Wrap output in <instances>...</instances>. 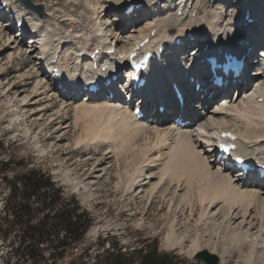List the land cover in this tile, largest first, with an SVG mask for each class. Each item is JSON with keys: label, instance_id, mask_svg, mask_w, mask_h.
I'll return each mask as SVG.
<instances>
[{"label": "bare ground", "instance_id": "obj_1", "mask_svg": "<svg viewBox=\"0 0 264 264\" xmlns=\"http://www.w3.org/2000/svg\"><path fill=\"white\" fill-rule=\"evenodd\" d=\"M4 1L10 3L7 13L23 6L25 25H40L39 35H31L28 44L23 36L14 37L6 28L10 20L0 26V52L7 51L9 62L22 52L32 55L31 69L19 73L24 76V84L9 82L12 87L7 93L20 92L16 118L24 111L30 120L46 118L51 127L61 126V130H56L58 136L70 127L76 136L69 145L88 166L87 174L98 177L104 173L111 180L114 173L116 189L122 196L131 193L134 200L162 206L169 221L165 237L168 247H183L189 241L191 255L207 250L220 255L221 264H233L234 251L238 249L241 254L235 264H264L262 181L254 171L242 179L240 170L235 174L230 162L224 165L216 159L210 139L215 129H234L239 133L243 155L264 162V0L253 1L257 21L254 24L243 19L224 24V14L236 10L238 0H215L221 5H211L201 18L196 5L200 1L194 0H160V4L157 0H58L43 15L19 0H0V4ZM130 4L135 9L126 16L123 13ZM192 5L196 8L190 10ZM156 29L161 38L182 37L183 45L179 48L181 54L167 53L165 65L154 64L148 73V86L140 92L144 119H136L129 98L125 101L119 96L110 102L102 92L91 94L83 90L82 81H87V86L94 80L101 81L99 77L89 78L90 73L85 70L93 53L99 50L96 60L102 65L115 60L122 63L127 46L140 34L145 36ZM243 30L246 33L240 37ZM242 39L245 68L235 85L230 82L228 87L212 86L208 76L203 77L197 69L200 59L193 70L189 67L196 60L193 53L210 42L235 47ZM112 46L115 53L107 54ZM258 46L263 47V54L255 57ZM54 61L61 72L58 81L50 75ZM190 78L194 81L190 82ZM196 82L207 92L196 91ZM173 83L180 84L185 92L182 108L172 90ZM109 89L114 92L113 83ZM210 91L212 94L207 97ZM231 91L236 93L230 94ZM44 96L49 97V105L40 100ZM57 101L58 105L49 110ZM211 103L214 108H209ZM203 104L208 105L206 109L201 108ZM161 105L166 107L163 114L158 109ZM68 109L74 110L71 121L69 116L65 120ZM179 116L186 123L175 127L174 120ZM62 141L60 137L56 146ZM39 149L47 150L41 146ZM61 174L72 181L71 171ZM77 181L71 184L81 190L82 182ZM81 194L87 199L92 196L87 184ZM178 214L184 217L182 223Z\"/></svg>", "mask_w": 264, "mask_h": 264}, {"label": "rangeland", "instance_id": "obj_2", "mask_svg": "<svg viewBox=\"0 0 264 264\" xmlns=\"http://www.w3.org/2000/svg\"><path fill=\"white\" fill-rule=\"evenodd\" d=\"M194 1H200V3L198 2V4H196L201 12L200 18L206 11L210 10L211 5L215 7L221 5L217 4L215 0ZM19 2L32 6L38 14L43 15L46 8L58 3V0H31V4L26 2L22 3L20 0ZM262 3H264V1H262ZM6 15L7 13L5 16ZM134 16L136 17V14ZM208 16L211 18V14H208ZM224 17V24L232 20L228 12L224 14ZM83 26H85V24H83ZM28 41L29 39L27 37V40L25 39V44H28ZM6 52L7 51L0 52V66L3 65L2 69H0V72H3L2 78L0 79V143H3L0 152V160L7 161L12 158L15 163L5 166L1 176H9L12 178L16 174L32 168H39L50 175L52 180L63 188L65 194L64 198L77 201L84 210L91 214L92 224L85 235L88 243L94 242L97 238H121L126 244L131 242L132 245H138V240L147 238L149 241L146 243H149L152 239L158 238L160 250L171 252L185 258L184 264H207L203 260L195 258V255H191L189 251V241H187L183 247H168L166 245L165 237L169 221L166 219V215L159 203L150 205L147 201L142 199L134 200L135 196L131 193L122 196L120 191L116 189V176L114 173L111 174V180L106 179L104 173L100 174L98 177L87 174L88 166L86 167L85 163L78 157L79 152L69 145L72 144L76 136L75 132L70 130V127L61 131L58 136L56 130H61V126L56 125L51 127L46 118L43 120H30V118H28L29 113L25 111L24 113H19V119L16 118L15 113L18 112L17 109L20 106L17 100L20 98L18 97L20 92L18 93L15 90H11L10 93H7L12 87V84L9 82L12 81L13 84H17L18 86L24 84V81H22L24 76H19V73L20 71L28 72L31 69L32 66L30 63L32 61V55L29 52H22L20 55H17L14 61L9 62L6 58ZM256 61L258 62L260 59ZM243 81L244 83L247 82L246 80ZM30 83L33 84L34 79H32ZM23 90H27V88ZM235 93L236 92H231L230 94ZM47 99H49V97L44 96V98L40 100H42L44 105H49L50 103ZM15 103L16 106H13ZM55 105H58V101L57 103L55 102L52 107H49V110H53ZM214 105V103L209 104V108H214ZM207 106V104H203L201 108L203 107L206 109ZM37 108L40 109V106ZM67 112L68 115H66L65 120L67 118L69 119V117L70 121L73 120L74 110L68 109ZM12 118H16V121H11ZM27 130L29 131L28 133ZM60 137H63V141L59 146H56V142ZM38 145L46 147L47 150L45 152H40ZM83 154L84 153H81V155ZM68 170L71 171L72 181H68V179L61 174V172ZM102 175L104 176L102 177ZM90 176L92 178L90 180L87 179ZM77 180L82 182L80 185L81 190L74 188L71 184V182ZM84 183L85 185L87 184L92 191V196H90L89 199L84 198L83 194H81L85 190ZM8 196L9 188L0 178L1 221H4L2 216L5 212V204L8 200ZM178 219L182 223L184 217L178 214ZM5 223L7 224V222ZM94 228H97L96 231H93ZM56 238H63V234H59ZM19 241L15 232H12L7 238L0 237V264H30L29 260L24 258L20 259V253L17 250ZM49 252L50 250L46 252L47 258L49 257ZM239 254L241 253L238 249L234 251L236 258L232 259V262H234L233 264L236 263L235 261L238 259L237 257L240 256ZM216 255L220 258L218 264H221L220 255ZM70 257L71 255L68 254L63 260H59L58 264H62V261L64 263L68 262Z\"/></svg>", "mask_w": 264, "mask_h": 264}, {"label": "trees", "instance_id": "obj_3", "mask_svg": "<svg viewBox=\"0 0 264 264\" xmlns=\"http://www.w3.org/2000/svg\"><path fill=\"white\" fill-rule=\"evenodd\" d=\"M13 163L12 158L0 160V178L9 188L4 221L0 217V237L16 233L20 259L30 264H58L70 254V260L62 264H184L185 258L160 250L158 238L149 243L147 238L138 240V245L126 244L121 238L88 243L85 235L92 224L91 214L77 201L64 198L63 188L39 168L12 178L1 176L4 167ZM61 233L63 238H56Z\"/></svg>", "mask_w": 264, "mask_h": 264}, {"label": "water", "instance_id": "obj_4", "mask_svg": "<svg viewBox=\"0 0 264 264\" xmlns=\"http://www.w3.org/2000/svg\"><path fill=\"white\" fill-rule=\"evenodd\" d=\"M20 1L26 2V3L31 2V0H20ZM195 258L201 259L207 264H218L220 260L219 256H217L216 254L210 253L207 250L198 252L197 254H195Z\"/></svg>", "mask_w": 264, "mask_h": 264}, {"label": "snow or ice", "instance_id": "obj_5", "mask_svg": "<svg viewBox=\"0 0 264 264\" xmlns=\"http://www.w3.org/2000/svg\"><path fill=\"white\" fill-rule=\"evenodd\" d=\"M224 135H231V133H224ZM221 147H223L227 150V149L234 147V145H221Z\"/></svg>", "mask_w": 264, "mask_h": 264}]
</instances>
